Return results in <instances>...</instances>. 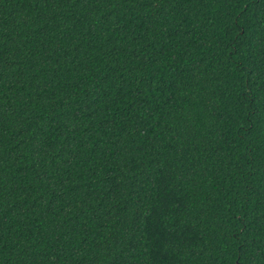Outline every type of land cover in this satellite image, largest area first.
<instances>
[{
    "label": "trees",
    "instance_id": "1",
    "mask_svg": "<svg viewBox=\"0 0 264 264\" xmlns=\"http://www.w3.org/2000/svg\"><path fill=\"white\" fill-rule=\"evenodd\" d=\"M0 264H264V0H0Z\"/></svg>",
    "mask_w": 264,
    "mask_h": 264
}]
</instances>
